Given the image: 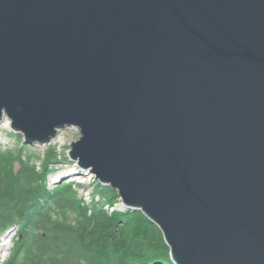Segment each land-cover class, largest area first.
Segmentation results:
<instances>
[{"label":"water","instance_id":"water-1","mask_svg":"<svg viewBox=\"0 0 264 264\" xmlns=\"http://www.w3.org/2000/svg\"><path fill=\"white\" fill-rule=\"evenodd\" d=\"M4 118L76 128L68 160L172 264H264V0H0Z\"/></svg>","mask_w":264,"mask_h":264},{"label":"trees","instance_id":"trees-1","mask_svg":"<svg viewBox=\"0 0 264 264\" xmlns=\"http://www.w3.org/2000/svg\"><path fill=\"white\" fill-rule=\"evenodd\" d=\"M28 146L0 145V239L15 228L0 264H172L155 225L140 211L114 209L115 190L93 181L88 202L72 182L50 187L55 165L68 158L48 146L37 165Z\"/></svg>","mask_w":264,"mask_h":264},{"label":"rangeland","instance_id":"rangeland-1","mask_svg":"<svg viewBox=\"0 0 264 264\" xmlns=\"http://www.w3.org/2000/svg\"><path fill=\"white\" fill-rule=\"evenodd\" d=\"M12 134L21 135L19 133H13L10 130L8 120L4 118L3 122L0 124V145L2 149L12 148L16 146L19 147L23 146V139L21 142H18V140L14 136H12ZM78 138H79V134L76 128L73 127L64 128L59 131L54 142H52L48 146H54L60 158L63 159L64 157H67V152L69 150L70 143L76 141ZM48 146L44 147L37 144L29 145L28 147L30 149L28 151V156L32 157L33 160L36 162V164L39 165L40 160L38 158L43 157L44 150ZM17 167H18V163L16 162L15 169ZM55 168L57 169V171L52 175H50L48 179L49 186L53 187L54 185H56V184L54 185L50 184V182L55 181L54 178L57 175L68 174L66 175V177H64L66 178L64 180V183H71V182L74 183L77 187L80 198L89 202L90 194L92 191L91 183L94 181L93 175L88 174V172L86 171H82L78 169L76 165L73 162H70L69 160L59 161V163L55 165ZM72 169L75 171L74 173L69 172ZM119 203H117L116 205H119ZM115 206L114 209L119 210ZM120 211H124V210H120ZM14 234L15 232L13 230H8L2 235L0 239V262L4 261L8 256L9 249L12 246L11 238L14 236Z\"/></svg>","mask_w":264,"mask_h":264},{"label":"bare ground","instance_id":"bare-ground-1","mask_svg":"<svg viewBox=\"0 0 264 264\" xmlns=\"http://www.w3.org/2000/svg\"><path fill=\"white\" fill-rule=\"evenodd\" d=\"M70 173H74L75 171L72 169L71 171H69ZM57 174H60V173H57ZM66 175H68V174H65V175H57L55 178H54V180H56L57 181V179L59 180V179H61V178H64V177H66ZM51 184V183H50Z\"/></svg>","mask_w":264,"mask_h":264}]
</instances>
